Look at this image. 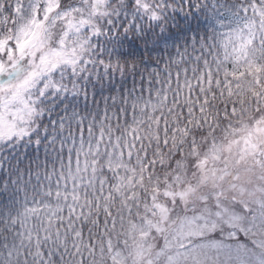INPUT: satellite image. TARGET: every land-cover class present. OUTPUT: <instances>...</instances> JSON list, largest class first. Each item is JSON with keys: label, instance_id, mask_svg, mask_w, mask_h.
Here are the masks:
<instances>
[{"label": "snow or ice", "instance_id": "obj_1", "mask_svg": "<svg viewBox=\"0 0 264 264\" xmlns=\"http://www.w3.org/2000/svg\"><path fill=\"white\" fill-rule=\"evenodd\" d=\"M0 264H264V0H0Z\"/></svg>", "mask_w": 264, "mask_h": 264}]
</instances>
